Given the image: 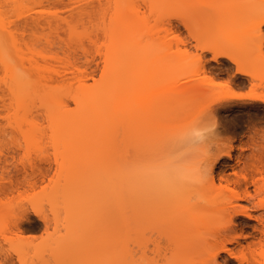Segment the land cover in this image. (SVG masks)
<instances>
[{
  "label": "rangeland",
  "instance_id": "rangeland-1",
  "mask_svg": "<svg viewBox=\"0 0 264 264\" xmlns=\"http://www.w3.org/2000/svg\"><path fill=\"white\" fill-rule=\"evenodd\" d=\"M127 1L120 2L127 5ZM129 1L132 2L128 9L138 7L136 17L140 15L132 19L130 26L140 32L138 34L135 31L146 45L143 47L145 50L134 52L132 58H129L131 61L136 58L141 64L140 67L147 68V71L143 70L146 78L142 83L143 98L141 97V100L135 98L137 101L134 100V104L138 103L135 109L128 113L129 117L131 115L134 117L136 112H141L144 119V115L150 113V117H147L149 114L146 116L148 120L145 119L147 122L142 127L145 130L140 133L144 139L143 144L145 143V146L155 152L162 149L164 153L171 152L178 155L179 159L186 158L185 160L190 161L189 163L194 166L197 165L195 162H198L197 166L200 170L201 167L202 170H208L213 165L216 173L223 170L230 173L239 149L232 152L231 158L220 153L219 146L226 147L230 143L237 145L242 140H246L251 131L259 128L258 119L264 114V102L250 99L240 105H230L228 101H217L212 95L216 87L214 81L227 79V72L235 69V65L228 63L225 58L213 60L214 54L209 47L219 49L229 43L240 45L241 41L240 48L237 47L234 51L235 55L242 56L247 53L264 55V48L260 50L259 47V37L246 38L245 44L242 42L244 35L251 36V32L255 30L254 25L257 21L255 10L262 11L259 7L261 0ZM117 2L118 0H0L2 20L0 22H3L0 26L3 29L6 27L5 29L18 41L16 43L19 45L17 44L16 49L19 47L21 50L24 59L18 56L23 62L17 57L19 53L15 55L16 50L11 44L13 36L10 37L9 34L6 35L7 43L2 46V53L5 54L4 56H13L11 60L16 67L20 66V63H24L26 69L31 67L30 71L33 75L30 74L32 77H29L37 86L38 92L43 91L44 95L51 91H54V94L56 91L61 92L62 99L67 101L66 104L68 103L67 110L76 112L78 106L74 100V93L80 90L79 79L84 78L89 86L102 82L105 71L109 70L105 69L106 54L129 39V33L113 26L112 19H116L114 18L116 12L123 14L127 11H124L126 7L122 9L120 2L118 4ZM116 4L121 8L120 11L116 9ZM223 9L229 13L223 16L224 18L218 17L219 10ZM224 13L226 14L225 11ZM165 18H168L167 23L164 22ZM183 19L186 20L187 25ZM50 20L51 23H46ZM111 25L116 29L115 32L110 29ZM1 27L0 35L2 31L5 32ZM189 32L191 36L188 35ZM193 49H197V52H193ZM197 55L203 63L194 66L193 58ZM134 61L132 64L137 62ZM128 63L130 61H126L125 66ZM126 67L122 68L125 70ZM22 69L20 67L19 70L23 71L25 68ZM74 70L76 74L72 73ZM118 71L120 72V69ZM65 72H68L67 76L71 78L70 80L65 81L62 76L66 74ZM261 78L263 80L257 81V86L251 84L248 79L239 80V78H233V84L237 87H247L253 93H263L264 73ZM8 81L9 78L6 77L0 64V130L4 127L2 122L5 117H8L9 125L17 130L20 126H24L25 131L22 132L24 134L31 125L32 128H37L35 134L32 133L33 136L30 138L22 134L26 147L31 150L43 145L46 151L40 159L25 164L21 160L24 153L19 147L20 135L10 131L5 143L0 132V184L6 186L14 184L15 187L20 183L25 196L17 198V191L10 192L6 196L0 195V241H3L5 236L16 237V244L26 264H30L33 259L52 260L57 264H89L95 261L104 264H133L134 256H137L134 261L135 259L143 261L141 256L138 257L141 252L142 256L147 252V255H144L145 260L147 256H152V244L145 246V250L144 247L139 245L140 248L135 241L133 242L131 233L134 229L131 219L119 220L116 217L115 210L118 208L113 202L114 190L106 186L107 177L113 175L111 163L118 150L117 141L113 143V134L109 133L111 128L107 131L108 128L100 126L98 132L89 133V136L85 137L86 140L79 143V137L87 130L81 129L75 133L69 130V133H65L66 131L60 133V123L49 122L51 116L45 109L46 105L40 104V99L46 97L41 94L38 95L42 97L40 99L35 96L37 99L33 101L37 102L32 105L33 107L28 106L31 104L29 99L35 97L26 98L29 104L25 106L31 110L27 112L29 114L27 116L35 120L33 126L28 124L31 123L28 120H24L27 121L24 123L23 119H27L26 114L22 112L23 108H19L17 112L13 100L15 98L12 97L8 86L6 87ZM29 93L31 95L32 91ZM37 94L39 93H34ZM3 99L7 102L12 99L13 106L9 104L12 108L1 106ZM47 102L48 100L43 104H48ZM60 103L63 105L65 101ZM210 108L214 109L220 120L215 132L217 138L214 139L212 135L198 138L194 133L203 132L207 128V121L203 117ZM253 116L257 120L250 122V117ZM122 120H125V117L121 118ZM34 121L35 124L37 123L36 126ZM125 121L121 122L122 126L124 124L129 126L131 121ZM32 128L30 132H34ZM183 131H186L185 136L189 139L184 141L182 139L181 142L179 136L183 135L181 134ZM105 132L106 135L107 133L110 135L106 137ZM97 138L98 140L101 138V143L96 144ZM130 147L129 152L133 154L134 148ZM82 151L89 153L90 164H80L77 161L74 153L78 154ZM206 155L207 160H204ZM31 180L37 181L35 187L27 185ZM28 195L32 198H28ZM33 200L52 201L51 224L46 227L43 222L36 219L34 213H30L29 219L22 222V231L17 235L11 224L12 218L18 207ZM240 203L246 205L251 214L257 215L259 209L251 206V203L245 200H240ZM236 221L249 231H252V226L257 224L255 217L249 218L244 214H238Z\"/></svg>",
  "mask_w": 264,
  "mask_h": 264
},
{
  "label": "bare ground",
  "instance_id": "bare-ground-1",
  "mask_svg": "<svg viewBox=\"0 0 264 264\" xmlns=\"http://www.w3.org/2000/svg\"><path fill=\"white\" fill-rule=\"evenodd\" d=\"M120 1L124 2L123 0H118V2ZM131 2L132 1L128 0L127 5L120 2V7L122 9H125L126 7L124 11L127 10L128 12L123 11V14L120 12L117 14V11L116 16L114 13V18L116 19H112L114 24L111 23L114 28L116 27L122 32L125 31L129 33V39L127 42L119 45L115 50L106 54L105 69L109 70L105 71V80L103 79L102 82H96L94 85L89 86L84 78L79 79L78 83L80 90L77 88L79 91L74 93V100L78 106V110L76 112H71L69 109V111L67 110L68 103L66 104L67 101L62 99L63 94H60L61 92L59 93L56 91L54 94V91H51L52 94H50L51 92H46V95L43 94L45 93L43 91V93L38 92V89H36L37 86L35 83L33 84L31 79L32 76L30 74L33 75L30 71L32 70L31 67H29L30 69H26L25 65H23L24 63H20V66L18 65L16 67L11 60L13 56H4L5 54L2 53V49L5 43H7L6 35L9 34L10 37L13 36L11 44L14 50H16L15 55L19 53L17 54V57L19 58L20 56L24 59L23 55L21 56L22 53H20L21 50L19 47L16 49V46L19 44L16 43L18 41L14 35H11L12 33L5 29L6 27L4 28L5 32L1 30L0 64L4 69L6 77L9 78L7 86L10 93L13 95L12 97L15 98L13 100L15 102L17 112L19 108H23V110L20 109V111L22 110V112L26 114V116L24 114L23 116L27 118H24L23 121L28 120V122H31L28 124H32L35 119H33V117H31L32 119L28 118L27 115L29 114H27V112L31 111L28 106L34 105L37 101L34 102L33 100H36V97L41 94V96L46 97H38V99L42 98L40 99V104L43 106L46 105L45 109L48 110L47 112L49 113V116H51L49 118V122H53L52 124H56V122H58L57 124L60 123V133L65 131V133H69V130L74 133L81 131V129L87 130V132H83V134L79 137V143L84 142L86 140L85 137H88L89 133L98 132L100 130V126L101 128H108L107 131L111 128L112 131L110 130L109 133L112 132L111 134H113L112 136L114 140L112 142L114 143V141H117L116 145L118 146V150H116V157L113 156L115 159L111 163L113 175L107 177L106 186L108 188H113L112 190H114L113 202L117 204L116 207L118 208L115 210L116 217L119 220L131 219L134 229V234H132V232L131 235L134 238L133 242L135 241L138 247L142 246L145 249V246L147 247L149 244L153 245V251H151V253L153 252L154 255L152 254V256H147L145 260L144 255L147 252L145 251L146 253L143 254L144 257L141 255V252L138 257L141 256V260L143 258V261L140 262L139 259H135V261L137 260L135 262L134 258L137 256H134V263L132 262L133 264H143V262L144 264H200L209 249L217 244H226V246L231 249L232 253H234V255L227 257L229 264H264V140L261 139L259 128H255L254 131H251L248 138L246 140H242L237 145L235 143H230L226 147L219 146L220 153H224L231 158L233 156L232 152L235 149H239V153L236 155V162L231 166L232 171L230 173L225 170L216 173L213 165L210 166L208 170H202V167L200 170V168H198L199 166H197L199 164L198 162H195L197 164L196 167L190 164V161L185 160L186 158L182 157L181 159L183 160H181L178 155L177 157L169 151H166L169 153H164L163 151H156V153L154 150L152 151L145 146V143L143 144L144 139H142L140 133L142 131L144 132L145 128L143 130L142 127H144L145 122H147L145 119L150 117V113H146L147 115L149 114V116H147L144 115L145 113L143 112L145 119L143 118L141 112H136V114H138L137 117L135 113L134 117L131 115L133 113L130 114V117L128 116V113L135 109L136 103H138L136 102L134 104L135 98L140 100L143 98L141 94V92L143 93L144 91L142 83L144 82V79H146L144 78V72L147 71V68H144L143 66H141L143 68L140 67L141 64L136 58L132 59V61L130 60L132 55L138 53V51H143V49L145 50L143 47H146L145 43L138 35L140 32L133 30L131 28L132 25L130 26L132 19L140 16L136 17V15H138V7L135 9L131 7L134 9L132 11H130L131 8H129L130 10L128 9ZM124 3H126V0ZM117 4L116 9H119L120 11L121 8L118 7ZM219 11V15L217 13L218 17H223L229 13L226 9ZM221 11H223V13H221ZM251 11L254 12L253 10ZM255 12L257 13V21L254 25L255 32L252 31L251 34L249 32L251 35H248L249 38L244 35L242 42L245 44L246 38L253 39L254 36L259 37V47L260 50H262L264 48V27H262V25H264V11L259 12L255 10ZM184 20L185 19H183V21ZM228 20L229 19H227V21ZM0 21L2 20L0 19ZM46 23H51V20ZM186 23L187 22L185 20V24ZM113 26L111 25L110 29L115 32L116 29H114ZM1 28L3 29V27ZM135 31L138 32V34ZM217 32L219 31L217 30ZM8 43H10V41ZM230 44L231 43L219 49L216 48V52H213L214 56H216L215 60L225 58L228 60V63L230 62L231 65H235V68L238 63L240 67L245 69V72L237 73L235 77L233 76V78H239V80L248 79L251 84H256L254 86H257V81L261 82L263 80L261 76L264 73V55L260 54L256 56L247 53L242 56H237L234 54V51L237 50V47L240 48L242 44L241 41L240 45L231 44L230 46ZM211 48L213 49L214 47H209L210 50H212ZM220 51L226 52L227 55H217ZM22 59L20 60L22 61ZM126 61H130V63L126 65L127 67L125 66ZM133 61L135 63L132 64ZM20 67L21 69L22 67L25 69L23 68L24 70L22 69L23 71H20ZM122 67H126L128 70H124ZM119 69L120 72L118 71ZM143 70L145 71L143 72ZM116 71L119 73H116ZM142 72L144 75H142ZM65 73L66 74H63L62 76L65 81H67L70 77L67 76L68 72ZM72 73L76 74V71L74 70ZM248 73H251V75ZM124 74L126 75V79ZM120 78L123 82L120 81ZM31 85L33 86L31 87ZM25 89L27 90L25 91ZM28 90L30 92L32 91L31 95ZM24 92H26V94ZM34 93L39 94L34 95ZM254 94L256 96H260L264 95V92ZM33 96L36 97L29 99L31 100V104H29V100H26V98ZM45 99L48 100V104H43V102L47 101ZM13 100L11 99L12 102ZM252 100L264 102L259 99ZM2 101L3 103L1 106L4 107L8 106L10 108L14 104L11 101L7 102L4 99ZM135 101H137V99ZM60 102L64 104L62 105ZM228 102L230 105H240L243 103ZM59 104L62 106L60 107ZM257 106L259 107L260 105ZM49 108L51 109L49 110ZM60 108L62 109L60 110ZM51 111H53L52 114ZM56 113L59 115H57L58 117L56 116ZM123 117H125L126 121H121V118ZM131 117H133L134 120L131 119ZM214 117L216 127L213 131L215 133L217 125L220 124V120L216 112H214ZM127 120L131 121L129 126L128 124H124V126H122L123 123L121 122H127ZM26 122L27 121H24V123ZM114 123H117V125ZM36 125L37 123L35 126ZM86 126H89V128ZM206 127H209L208 122ZM20 128H23V132L25 131L24 126H20ZM31 128L32 127L30 125V129ZM27 129L26 132L28 134H22H24L26 138H30L33 134H35L37 128H32L34 132H30V129H28L29 131ZM139 129L142 130L139 131ZM106 132L105 136L107 137L109 133L106 135ZM29 133L31 134L29 135ZM181 134L183 135H180L179 137L182 138L186 135V131H183ZM209 135L212 134L209 132L203 133V137ZM105 136H103V138ZM133 137H135L134 140ZM181 138L179 139L182 142ZM100 140L101 138H99L97 142L95 141L96 144L99 142L101 143ZM26 141L28 140L26 139ZM123 144H125V147ZM130 146L134 148V153L132 152L133 154L129 152V149H131ZM121 148L123 150H121ZM245 151H248V153H245ZM75 153L74 155L80 164H90L91 161L89 160L90 157L87 151L86 153L83 151L78 152V154ZM161 160H170L174 165V171L168 176L161 174L159 171ZM204 160H207V155L204 157ZM215 160H218V158H215ZM36 182L35 180H31L27 185L35 187ZM21 187L22 184L20 183L15 187L14 184L13 186L0 184V195L6 196L10 192L17 191V198H21L22 196L25 197L23 195L24 191L22 192ZM28 198L31 199L32 197L29 196ZM240 200H245L251 203V206L254 208L256 207L259 209L257 215L251 214L246 205L240 203ZM238 214H244L249 218L255 217L257 219V224L252 226V231H249L246 227L240 226L237 223L236 218ZM36 219L43 222L46 227L51 224V219L47 222L42 221L39 217ZM14 231L17 233L16 229ZM19 231H22V225L19 228ZM223 256L224 254L221 253V257ZM89 264H104V262L95 261Z\"/></svg>",
  "mask_w": 264,
  "mask_h": 264
},
{
  "label": "snow or ice",
  "instance_id": "snow-or-ice-1",
  "mask_svg": "<svg viewBox=\"0 0 264 264\" xmlns=\"http://www.w3.org/2000/svg\"><path fill=\"white\" fill-rule=\"evenodd\" d=\"M262 11H264V0H261L259 5ZM165 23L168 22V18H165ZM183 23V21L181 20ZM264 27V25H262ZM191 36V32L188 33ZM193 52H197V49H193ZM212 52H216V49L213 48ZM219 56L227 55L226 52L220 51L217 53ZM194 66L200 65L203 61L200 57L194 56ZM212 59L215 60L216 56H212ZM245 72V69L240 67L237 63V67L235 69H230L227 73V79H218L214 81L216 84L215 89H213L212 95L216 97L217 101H231V102H245L250 99H259L264 101V95L256 96L251 90L247 87H237L233 84V76L237 73ZM251 75V73H248ZM7 87V85H6ZM203 119L208 122L209 127L205 128L203 132L196 131L194 135L198 138H203L204 132H209L212 134V137L215 139V133L213 129L216 127L215 117H214V109L210 108L205 114ZM257 118L255 116L250 117L251 121H256ZM4 127L0 132L4 137L5 143L9 138V132L14 131L15 134L20 135V151L24 153V156L21 157V160L27 164L32 162L35 159H40L45 154V147L43 145L38 146L34 149L29 150L24 143V136L22 135L23 128L15 129L14 126L9 125L8 117H5L2 122ZM259 131L261 139L264 140V114H262L259 119ZM181 139L188 140L189 137L184 136ZM8 147H14L12 145H8ZM162 151V149H160ZM161 174L168 176L170 173L174 171V165L170 160H161L160 169ZM52 201L49 200H33L31 202H27L20 207L17 208L15 215L12 218L11 224L14 229L17 231V235L19 234V228L22 225L23 221H26L29 218L30 213H35L37 217H39L42 221L47 222L52 214ZM221 253L224 254L221 257ZM231 249L226 246V244H217L216 246L209 249L205 258L200 262V264H229L228 256H232ZM0 264H26L22 257V253L16 244V237H8L5 236L3 241H0ZM30 264H57L56 261H45L43 259H33Z\"/></svg>",
  "mask_w": 264,
  "mask_h": 264
}]
</instances>
